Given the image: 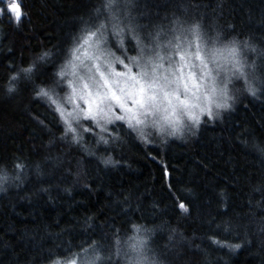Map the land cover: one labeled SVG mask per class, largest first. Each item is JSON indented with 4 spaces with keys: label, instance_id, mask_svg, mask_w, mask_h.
I'll use <instances>...</instances> for the list:
<instances>
[{
    "label": "clouds",
    "instance_id": "1",
    "mask_svg": "<svg viewBox=\"0 0 264 264\" xmlns=\"http://www.w3.org/2000/svg\"><path fill=\"white\" fill-rule=\"evenodd\" d=\"M226 2L216 0V9L208 10L202 0H171L160 11L151 0H92L85 13L69 18L76 28L65 33L63 51L55 45L41 47L2 85L3 97L11 99L20 95L22 82L29 83L31 101L45 106L60 131L25 104L24 110L48 134L44 148L53 151L43 162L29 164L13 153L10 162L0 163V196L20 191L32 178L44 179L43 164L50 163V174L63 168L71 176L61 187L70 197L76 187H90L89 159L105 171L121 166L135 171L130 161L118 158L130 142L161 150L173 141L187 145L198 138L203 124L223 122L245 98L264 102V40L223 22L219 10ZM21 15L11 19L17 30L23 27ZM48 67L50 79L38 82L37 74ZM57 145L63 150H56ZM253 146L264 159V146L258 141ZM105 194L112 195L110 190ZM187 194L194 197V189ZM216 194L220 210L226 211L227 189ZM114 203L123 201L114 197ZM179 213L182 219L191 217V206L181 203ZM93 220L89 217V228ZM255 225L254 233L264 237V224L257 220ZM223 231L235 228L226 223ZM158 236L164 239L157 243ZM196 240L197 234H186L179 223L132 222L127 232H109L107 241L94 239L70 255L50 254L47 264H189L185 249L203 251ZM210 243L236 254L251 239L244 235L238 242L223 243L212 238ZM200 264H210L207 255Z\"/></svg>",
    "mask_w": 264,
    "mask_h": 264
},
{
    "label": "trees",
    "instance_id": "2",
    "mask_svg": "<svg viewBox=\"0 0 264 264\" xmlns=\"http://www.w3.org/2000/svg\"><path fill=\"white\" fill-rule=\"evenodd\" d=\"M170 2L151 0L160 11ZM15 3L22 14L21 30L13 28L15 14L0 0V163L10 162L16 153L31 164L43 162L53 150L44 148L48 134L24 110L25 104L56 132L60 129L44 105L31 101L29 83L22 82L20 95L11 99L3 97L2 85L10 72L26 66L30 54L41 47L55 45L62 52L68 42L65 33L76 28L69 18L85 13L92 0ZM202 3L208 10L216 9V0ZM219 11L223 22L233 23L235 31L264 40V0H227ZM51 71L52 67L42 69L36 80L47 82ZM256 141L264 146V102L245 98L223 122L203 124L198 138L187 145L173 141L161 150L130 142L118 158L130 161L135 171L123 166L115 172L105 171L87 160L90 187H76L70 197L61 187L71 181V176L65 175L63 168L50 174L52 165L44 163V179L32 178L20 191L0 196V264H47L50 254L70 255L94 239L107 241L109 232H127L129 223L151 225L161 220L179 223L188 235L197 234L196 243L203 251L185 249L189 264H200L203 255L210 264H264V237L254 233L257 220L264 224V159L256 153ZM56 150L62 151L63 146L57 145ZM42 186L48 192L39 191ZM221 188L228 193L226 211L219 208L216 191ZM188 189H194V197L187 194ZM108 190L112 195L105 194ZM114 197L123 203H114ZM181 203L191 206V217H180ZM156 204L160 209L154 207ZM124 205H128L127 210ZM89 217H94L91 228ZM226 223L235 231L225 233ZM244 235L250 236L251 243L236 254L210 243L212 238L238 242ZM163 239L158 236L157 243Z\"/></svg>",
    "mask_w": 264,
    "mask_h": 264
},
{
    "label": "snow or ice",
    "instance_id": "3",
    "mask_svg": "<svg viewBox=\"0 0 264 264\" xmlns=\"http://www.w3.org/2000/svg\"><path fill=\"white\" fill-rule=\"evenodd\" d=\"M9 10L14 12L16 15V18L19 19L20 17V9L17 3H15V0H13V3L9 6Z\"/></svg>",
    "mask_w": 264,
    "mask_h": 264
},
{
    "label": "bare ground",
    "instance_id": "4",
    "mask_svg": "<svg viewBox=\"0 0 264 264\" xmlns=\"http://www.w3.org/2000/svg\"><path fill=\"white\" fill-rule=\"evenodd\" d=\"M3 14V13H2ZM9 14V13H8ZM12 17V16H11Z\"/></svg>",
    "mask_w": 264,
    "mask_h": 264
}]
</instances>
